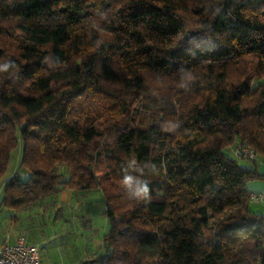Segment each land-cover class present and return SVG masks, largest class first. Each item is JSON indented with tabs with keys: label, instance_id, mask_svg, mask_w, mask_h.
<instances>
[{
	"label": "trees",
	"instance_id": "1",
	"mask_svg": "<svg viewBox=\"0 0 264 264\" xmlns=\"http://www.w3.org/2000/svg\"><path fill=\"white\" fill-rule=\"evenodd\" d=\"M19 142L0 208L99 189L95 263L264 264V0H0V178Z\"/></svg>",
	"mask_w": 264,
	"mask_h": 264
},
{
	"label": "rangeland",
	"instance_id": "2",
	"mask_svg": "<svg viewBox=\"0 0 264 264\" xmlns=\"http://www.w3.org/2000/svg\"><path fill=\"white\" fill-rule=\"evenodd\" d=\"M224 153L233 158L230 149L225 150ZM20 156L21 143L19 142L11 153L5 174L0 178V189L15 173H18L21 181H25L29 177L25 168L19 169ZM263 161L264 158H259L256 161L259 174H264ZM238 162L245 167L253 166L249 161L239 160ZM91 172L97 179L99 174L94 171ZM63 178H67V173ZM246 188L250 194L263 195V200L258 203L250 201L248 208L253 213L264 217V181L251 180L247 183ZM68 197H71L68 206L62 204L65 201L64 194L53 195L48 198L50 200H45L44 203L48 205L46 207L48 212L47 218L44 217V222L43 212H33L32 214V225L31 221L30 225L33 228L32 236L41 247V264H82L87 253L88 255L102 253V237L108 230L109 221L104 214L105 205L101 191L95 189L71 192ZM60 199L59 208H57L58 204L51 207L49 201L55 203L56 201L60 202ZM1 211L0 223L2 226H9L11 217L17 215L15 210L3 208ZM36 222H38L37 226L35 225ZM16 223L14 230H20L23 223ZM88 264L98 263L89 262Z\"/></svg>",
	"mask_w": 264,
	"mask_h": 264
},
{
	"label": "crops",
	"instance_id": "3",
	"mask_svg": "<svg viewBox=\"0 0 264 264\" xmlns=\"http://www.w3.org/2000/svg\"><path fill=\"white\" fill-rule=\"evenodd\" d=\"M264 163V161H263ZM71 191H62L61 193H59L58 195H63L64 194V202L62 203L63 205H67L69 204V202L71 201V197H68V194H70ZM1 195H2V189H0V198H1ZM50 200V199H48ZM45 202V201H43ZM50 202V205L51 207L52 206H56L57 204V208L60 207V203H61V199H60V202L56 201L55 203H53L52 201H49ZM56 204V205H55ZM48 205L47 204H42V203H38L36 204L35 206L33 207H30L28 209H24V210H18V211H15L17 215H14L11 217V220H10V224L9 226H2V223H0V247H2L3 245L5 244H8V243H13L18 237H20L21 235H25V238H26V241L30 244H33V245H37L39 247V249L41 248L39 243L36 242V240L33 238L32 234V214L33 212H37V213H42V218H43V222L45 221V218H47V208ZM3 208H0V215H1V210ZM7 209V208H5ZM46 210V211H45ZM17 212H20V213H17ZM34 216H36L34 214ZM30 221H31V225H30ZM16 222H21L23 223L22 224V228L19 230H14V227L15 225L17 224ZM38 222L35 223V225L37 226ZM39 224H40V220H39ZM41 225V224H40ZM98 254H89L88 253L86 254L84 260L85 261H89V260H94V256H97ZM41 260H42V256H41V252H40V264H41ZM74 262V261H73ZM68 263H71V262H68ZM74 264V263H72ZM88 264V263H87Z\"/></svg>",
	"mask_w": 264,
	"mask_h": 264
},
{
	"label": "built area",
	"instance_id": "4",
	"mask_svg": "<svg viewBox=\"0 0 264 264\" xmlns=\"http://www.w3.org/2000/svg\"><path fill=\"white\" fill-rule=\"evenodd\" d=\"M234 153L239 159H257V154L247 145H239ZM251 198L256 202L262 196L251 195ZM0 264H40V249L37 245L28 243L25 235H21L13 243L0 247Z\"/></svg>",
	"mask_w": 264,
	"mask_h": 264
},
{
	"label": "clouds",
	"instance_id": "5",
	"mask_svg": "<svg viewBox=\"0 0 264 264\" xmlns=\"http://www.w3.org/2000/svg\"><path fill=\"white\" fill-rule=\"evenodd\" d=\"M123 186L133 195L139 198H149L150 189L147 182H141L134 179L132 176H125Z\"/></svg>",
	"mask_w": 264,
	"mask_h": 264
},
{
	"label": "water",
	"instance_id": "6",
	"mask_svg": "<svg viewBox=\"0 0 264 264\" xmlns=\"http://www.w3.org/2000/svg\"><path fill=\"white\" fill-rule=\"evenodd\" d=\"M89 262L92 263V262H95V260L84 261L82 264H87Z\"/></svg>",
	"mask_w": 264,
	"mask_h": 264
}]
</instances>
